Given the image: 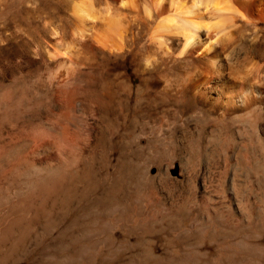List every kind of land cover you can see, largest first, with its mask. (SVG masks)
I'll return each mask as SVG.
<instances>
[{
    "label": "rangeland",
    "instance_id": "1",
    "mask_svg": "<svg viewBox=\"0 0 264 264\" xmlns=\"http://www.w3.org/2000/svg\"><path fill=\"white\" fill-rule=\"evenodd\" d=\"M74 1L0 0V264H264L247 244L213 262L242 237L264 250V162L230 120L164 94L178 70L152 65L142 23L129 18L119 51L79 48L58 69L70 80L46 82L64 56L52 31L78 39L66 28ZM91 2L111 22L123 15ZM247 33L234 57L263 75L264 28ZM235 143L248 148L240 161Z\"/></svg>",
    "mask_w": 264,
    "mask_h": 264
},
{
    "label": "bare ground",
    "instance_id": "2",
    "mask_svg": "<svg viewBox=\"0 0 264 264\" xmlns=\"http://www.w3.org/2000/svg\"><path fill=\"white\" fill-rule=\"evenodd\" d=\"M91 1L75 0L72 4L71 19L66 28L72 31L71 36L76 34L78 39L74 41L73 36L66 42L62 34L57 36V27L52 31V53L68 56L57 58L53 67L46 68L47 83L52 85L56 80H65L58 69L73 64L75 57L72 55H78L79 48L119 51L123 47L121 30L124 32L130 22L136 26L142 23L143 39L150 44L156 56L152 65L175 66L178 70L177 75L164 80V94L181 98L183 103L211 122L230 120L233 139H242L245 134L251 144L248 149L235 143V151L230 157L240 161L242 152L248 149L252 162H264V86L259 84L264 83V74L260 75L251 67H243L234 57V51L242 45L244 30L248 31L246 36L251 41L259 38L258 29L264 28V0H111L116 13L119 11L124 15L116 14L120 18L114 22L99 12L100 9L96 10L94 1ZM127 31L128 28L125 33ZM97 42L102 48L96 45ZM69 80L70 77L65 81ZM7 97L0 93V103L4 104ZM209 140L212 141L211 138ZM223 146L224 143L219 144L221 150ZM233 199L237 200L235 194ZM239 213L244 216L242 211ZM255 222L264 228V214L259 213ZM210 230L211 226L208 227ZM243 239L236 241L237 245L230 244L229 253L221 246L213 262L219 263L220 258H225L232 251L244 250L242 244L252 245L250 251L253 249L256 253H251H259L264 258L260 245ZM250 251L244 250L243 255L247 256Z\"/></svg>",
    "mask_w": 264,
    "mask_h": 264
}]
</instances>
